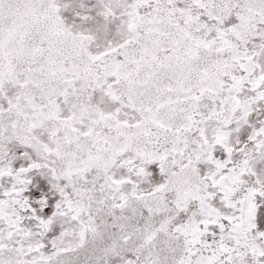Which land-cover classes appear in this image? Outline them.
I'll list each match as a JSON object with an SVG mask.
<instances>
[{"label": "snow or ice", "instance_id": "obj_1", "mask_svg": "<svg viewBox=\"0 0 264 264\" xmlns=\"http://www.w3.org/2000/svg\"><path fill=\"white\" fill-rule=\"evenodd\" d=\"M0 264H264V0H0Z\"/></svg>", "mask_w": 264, "mask_h": 264}]
</instances>
